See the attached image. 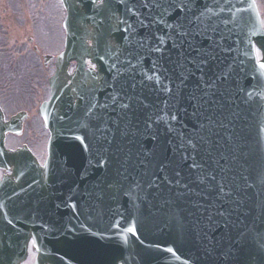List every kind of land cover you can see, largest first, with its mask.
<instances>
[{
  "label": "water",
  "instance_id": "obj_1",
  "mask_svg": "<svg viewBox=\"0 0 264 264\" xmlns=\"http://www.w3.org/2000/svg\"><path fill=\"white\" fill-rule=\"evenodd\" d=\"M169 1L173 3L167 4L168 9L180 3ZM198 1L190 0L189 3L196 6ZM63 2L67 11L66 51L58 60L57 75L50 81L51 101L40 111L51 134L45 170L48 186L34 190L32 195L16 198V201L28 200L31 206L40 207L33 209L32 218L23 216L30 213L31 208L26 210L11 205L12 219L9 222L0 219V264H18L24 257L25 243L30 236L43 240L41 249L47 253H41L37 264H56L52 255L63 252V245H56L51 254L45 241L67 222L62 213L61 187L82 201L107 200L120 218L133 216L130 205L135 210L143 204L144 199L138 198L135 203L129 197H147L152 211L142 223L145 236H158V230H168L186 243L183 237L187 214L191 211L199 225L207 227V236H216L214 227L219 229L218 236L239 238L233 248L237 246L240 254L235 255L231 249L224 262L264 264V209L258 212L254 207L249 208V218L237 219L239 226H225L229 203H237L238 194L232 192L228 196L220 185L213 184L214 188L202 197L203 187L197 185L194 175H188L180 156V142L195 143L182 154L193 158L190 164L196 160L213 164L223 149L220 145L223 128L218 119L226 111L225 103L201 102L195 106L192 102L203 96L206 85L215 80L213 65L199 58L185 45V39L175 37L174 47H160L157 36L167 37V32L160 25L146 27L152 17L140 0H102L103 5H97L98 0ZM195 12L196 7L193 15ZM181 17L176 12L165 22L181 20ZM252 35L264 52V34ZM88 42L92 43L91 47ZM212 47L219 52L215 43ZM225 55L228 62H233L232 76H239L241 81L240 91L234 93V105L247 119L240 116L241 119L236 117L224 123L233 126L248 142L250 159H255L257 170L262 172L264 158L260 153L255 115L248 116L243 99H238L257 88L260 75L255 69L258 67L254 68L252 58L243 62L242 58H233L231 53ZM225 55L221 61H225ZM85 59L96 65V72L84 71ZM71 61L77 63L73 77L67 75ZM181 73H185V79ZM223 94L221 87L218 96L223 97ZM0 128H3L1 115ZM205 129L213 131L210 141L206 140ZM76 140L87 145L86 154ZM74 174L84 177L69 182ZM180 181L187 184L182 195L174 191ZM128 190V197L124 196ZM176 190L182 191V188L176 186ZM249 195L252 201L256 199L252 192ZM180 202L184 204L181 207ZM160 205H170V208L167 210ZM97 210L93 208L91 212L94 219L100 217ZM147 212L144 208V213ZM101 213L112 216L107 208ZM219 213H224L225 217H220ZM45 225L51 230L44 231ZM124 228L122 223L121 230ZM155 242L156 238L152 243ZM219 252L220 249H216L214 254ZM206 264L215 263L207 257Z\"/></svg>",
  "mask_w": 264,
  "mask_h": 264
},
{
  "label": "flooded vegetation",
  "instance_id": "obj_2",
  "mask_svg": "<svg viewBox=\"0 0 264 264\" xmlns=\"http://www.w3.org/2000/svg\"><path fill=\"white\" fill-rule=\"evenodd\" d=\"M54 1L55 11L50 15L36 3L35 19L22 15L31 6L11 3V10L0 14V82L15 78L16 69L33 68L44 54L63 49V31L58 20L63 18L62 6ZM52 9V5L50 6ZM56 20L55 32L47 31L43 21ZM43 64V62H42ZM37 77V76H35ZM45 82L46 79H37Z\"/></svg>",
  "mask_w": 264,
  "mask_h": 264
},
{
  "label": "rangeland",
  "instance_id": "obj_3",
  "mask_svg": "<svg viewBox=\"0 0 264 264\" xmlns=\"http://www.w3.org/2000/svg\"><path fill=\"white\" fill-rule=\"evenodd\" d=\"M19 1L24 2V0H19ZM11 2L15 3L14 0H11ZM258 4L259 6L263 5L264 0H258ZM0 8H5L7 10H10L11 7L5 3V0H0ZM21 14L25 16L32 15V10H30L29 7ZM33 86L34 84L24 83V82L13 83L11 85L0 84V105H3L6 110H9L8 109L9 103H7L6 100H11L13 106H11L12 107L11 113L7 112L9 115L10 114L12 115L23 109L27 110V108L35 109L36 105H38L45 96V85L37 84V88L35 87L33 89V92H31L29 96L26 98L25 96L26 94L24 91L32 89ZM22 100H24V102H22ZM4 104L7 105V108ZM45 135L46 134L42 131V126H40L39 120L34 116L33 119L27 125L26 133L23 135V137L20 140L17 141L12 140L11 147L16 146L18 144L20 145L22 144V142H24V144H27L28 146L32 147L30 151L34 155H35L34 150H36L39 155L40 154L44 155V151H46V149H45V143L43 142V136ZM45 157L46 155L43 158L45 159ZM40 160L42 161V158H40Z\"/></svg>",
  "mask_w": 264,
  "mask_h": 264
}]
</instances>
